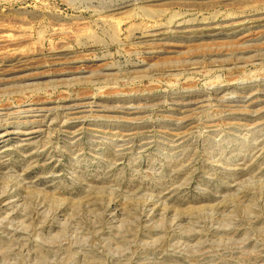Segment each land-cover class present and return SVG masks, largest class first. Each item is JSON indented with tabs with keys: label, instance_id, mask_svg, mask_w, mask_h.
Returning <instances> with one entry per match:
<instances>
[{
	"label": "rangeland",
	"instance_id": "374dc122",
	"mask_svg": "<svg viewBox=\"0 0 264 264\" xmlns=\"http://www.w3.org/2000/svg\"><path fill=\"white\" fill-rule=\"evenodd\" d=\"M0 264H264V0H0Z\"/></svg>",
	"mask_w": 264,
	"mask_h": 264
}]
</instances>
